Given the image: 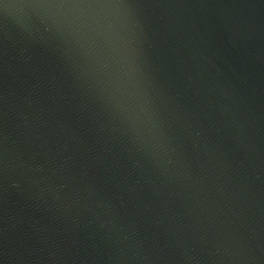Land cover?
<instances>
[{
	"label": "water",
	"instance_id": "95a60500",
	"mask_svg": "<svg viewBox=\"0 0 264 264\" xmlns=\"http://www.w3.org/2000/svg\"><path fill=\"white\" fill-rule=\"evenodd\" d=\"M41 2L0 0V264H264V0Z\"/></svg>",
	"mask_w": 264,
	"mask_h": 264
},
{
	"label": "clouds",
	"instance_id": "9594fccd",
	"mask_svg": "<svg viewBox=\"0 0 264 264\" xmlns=\"http://www.w3.org/2000/svg\"><path fill=\"white\" fill-rule=\"evenodd\" d=\"M48 14L53 22L66 29L70 35L79 41L88 42L91 34L101 28H105L112 35L119 32L123 25V15L120 5L115 3H68L45 0L35 5ZM99 9L103 16L100 18L85 10Z\"/></svg>",
	"mask_w": 264,
	"mask_h": 264
}]
</instances>
